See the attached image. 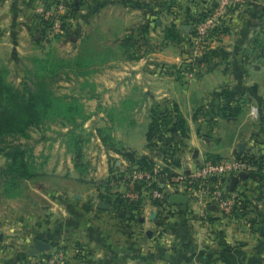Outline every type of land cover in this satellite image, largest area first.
Here are the masks:
<instances>
[{
    "label": "crops",
    "instance_id": "obj_1",
    "mask_svg": "<svg viewBox=\"0 0 264 264\" xmlns=\"http://www.w3.org/2000/svg\"><path fill=\"white\" fill-rule=\"evenodd\" d=\"M94 1L102 24L110 12L124 35L129 25L123 23L146 18L142 6L160 8L153 16L163 22L162 28L154 39L147 35V50L136 58L119 56L109 62L118 70L110 113L115 144L106 145L95 133L104 159L93 171L98 179L112 178L111 192L123 195L136 187L124 180L133 165L118 147L147 155L165 170L158 183L168 203L159 206L144 192L132 212L113 207L102 198L103 190L92 185L97 178L87 177L90 169L74 174V161H65L67 177L85 188L65 189L59 197L62 212L48 208L43 220L33 206L0 207V264H36L57 249L67 254V264H264V169L258 175L252 163L255 170L231 177L230 191L241 198L231 214L179 180L206 161L264 155V0H245L234 10L214 48L197 62L189 39L198 14L216 0H135L132 13L138 12V18L122 15L131 0ZM34 7L33 1L0 0L4 46L9 41L16 47L22 33L36 28ZM173 25L180 29L181 42L167 38L166 29ZM156 104L166 111L168 126L156 139L158 147L151 148L148 131ZM253 106L259 107L258 114ZM177 117L184 120L183 128L176 125Z\"/></svg>",
    "mask_w": 264,
    "mask_h": 264
},
{
    "label": "rangeland",
    "instance_id": "obj_2",
    "mask_svg": "<svg viewBox=\"0 0 264 264\" xmlns=\"http://www.w3.org/2000/svg\"><path fill=\"white\" fill-rule=\"evenodd\" d=\"M26 1L27 3L33 1L35 7L37 5L53 7L61 3L65 6V9L58 13L59 17L56 18V21L48 20L49 26L46 19L37 18L35 13L36 28L30 33H22L20 43L16 47L8 45V43L10 44L9 41L5 46L4 42H0V63L9 67L11 81L16 85H20L28 68L34 69L36 67L34 59L45 56L49 51H56L61 57H75L79 54L91 53L95 60L94 64L91 63L94 70L90 75H77L74 72L62 73L56 82L57 94L68 95L77 99L80 105V113L77 115L79 124L72 125L66 119H55L49 124L31 130V141L35 145V165L39 175L32 180L21 181L19 186L16 187L13 185L11 176L1 171V168L5 167L6 164L5 158L0 156V207H18L24 204L28 207L33 206L36 211H39V218L43 220L48 208L55 210V212H62L64 208L62 206L63 201L59 197L65 193V189L72 186L71 188H74V191L77 192L85 188L84 185L80 186L66 175L69 174L68 170L70 169H68V165H64L65 161H74L72 163H75V149L72 145L75 138H77L76 142H79L83 147V160H88L89 163H87L88 167L85 164L83 165L85 168L83 170L77 168L78 170L74 174H80L81 172L82 175H85L83 173L90 169L91 175L87 174V177L92 178L91 181L98 176L93 170L94 168L96 170L95 164L102 167L104 157L100 148H97L96 143H94L97 137L95 133L97 132L101 137L103 133L105 137L107 136V139L109 138L108 143H111L110 124H112V120L110 113L112 98L115 95L112 86L117 84L113 75L118 70L116 65L113 66L109 62L113 57L117 59L122 56L123 59H132L131 55H137L134 47L128 49V51L124 50V40L128 35L139 37L144 34L140 26L147 23L148 19L146 18L148 16L132 25L130 22L123 23V26L129 25L127 27L128 35H124L125 33H118V29L122 24H120L117 17H111L108 10L106 11L107 16L103 17L104 24H102L101 16L97 17L96 15L98 9L94 0ZM79 3L81 7H79ZM134 3L136 1L131 0L130 6H125L123 10L124 13L129 12L131 16L138 18V15H136L138 12L132 13L136 9L135 6H132ZM142 8L145 12L146 7L142 6ZM124 13L122 15L129 18ZM156 18L151 15L149 17L151 30L148 34H151L153 39L159 35L158 31L161 30L160 25L163 23L159 20L156 22ZM45 28L46 33L43 32ZM113 30L116 31L115 34H113ZM141 43H144V41L142 40ZM119 52H122L121 55H118ZM125 75L126 73L123 77ZM115 76L117 77V75ZM112 162L113 159H110L108 163L111 165ZM71 167L73 168V165ZM117 174L119 175V173ZM96 178L97 181L92 182L94 187L107 180V177ZM102 189L105 190V186H102ZM24 193L27 194L22 196ZM51 195H54L55 199L51 198ZM35 202L38 205L37 207L33 204ZM56 251L62 250L57 249L53 252Z\"/></svg>",
    "mask_w": 264,
    "mask_h": 264
},
{
    "label": "trees",
    "instance_id": "obj_3",
    "mask_svg": "<svg viewBox=\"0 0 264 264\" xmlns=\"http://www.w3.org/2000/svg\"><path fill=\"white\" fill-rule=\"evenodd\" d=\"M145 7L146 16H158L160 12L159 7L157 8L150 4H146ZM211 9L199 13L196 23L201 21ZM37 18L44 19L39 14H37ZM46 21L49 26L48 20ZM140 27L142 32H144L140 38L128 35L124 40L123 48L125 51L133 47L135 48L137 55H131L130 57L132 58L138 57L139 53L142 54L143 48L147 50L149 46L147 35L151 28V20L148 19L147 23L142 24ZM166 30L169 40L177 42L183 40L179 34L180 29L176 26L173 25ZM43 32L46 33V28ZM194 34L195 26L192 37ZM192 37L189 39L191 48ZM142 40L144 43H141ZM92 56L91 53H87L79 54L75 57H61L56 51H49L45 56L34 59L36 67L34 69L28 68L26 76L20 85H16L10 80L9 67L0 63V156L5 158L6 164L5 167L1 168V171L11 176L14 186L18 187L21 181L32 180L39 175L34 159L35 145L31 141L32 129L40 128L55 119H66L72 125L79 124L77 115L80 113V105L77 99L68 95L57 94L55 86L62 73L74 72L77 75H90L94 70L92 66L93 62H95ZM199 60V58H196L195 62ZM189 67L190 69L193 67L192 62L189 63ZM151 118L148 140L151 148H156L158 147L156 139L161 137V132L168 126L166 111L161 109L160 104L154 105L151 109ZM176 125L183 128L184 120L181 117H177ZM76 139L72 144L75 149V165L78 169L83 170L85 169L83 167V147L79 142H76ZM108 139L102 133V140L106 145L109 144ZM110 140L109 146L115 144L111 135ZM118 150L133 165L132 170L135 168L153 169L156 166V162L147 155H138L134 151L120 147H118ZM164 152L168 153L165 150ZM237 158L247 159L258 167V175L262 173L264 169V155L259 158L255 156ZM161 173L165 174V170L162 169ZM173 175L171 173L170 177ZM111 183L112 178L99 183V189L105 186V190L102 189L103 193L101 194L103 199L112 204L113 207L123 208L128 212H132L133 209L139 207V202L131 201L120 193L113 194L111 192ZM155 186L159 188L160 184L156 183ZM137 187L139 188V186ZM156 202L159 206L163 207L168 203V199L165 198L163 201L156 200Z\"/></svg>",
    "mask_w": 264,
    "mask_h": 264
},
{
    "label": "built area",
    "instance_id": "obj_4",
    "mask_svg": "<svg viewBox=\"0 0 264 264\" xmlns=\"http://www.w3.org/2000/svg\"><path fill=\"white\" fill-rule=\"evenodd\" d=\"M245 3V0H216L212 9L204 18L195 24V34L192 37L193 57L202 58L214 48L217 37L221 34L223 22L238 10ZM65 6L57 4L53 7L37 5L35 13L41 15L49 21H56L58 13L63 11ZM58 22V21H57ZM189 76H193L191 71ZM253 112L258 114L259 107L253 106ZM256 167L247 159L237 157L223 158L219 161H206L199 168L179 177L195 195L202 198H211L227 213H232L241 205L239 194L231 192L229 185L230 179L237 173L245 170H255ZM161 169H133L124 178L134 187L132 190L123 194L131 201H139L144 192H150L155 200L165 199L162 189L155 186L160 177L164 176ZM139 186V188L137 187ZM36 264H67V255L62 251H56L49 257L40 259Z\"/></svg>",
    "mask_w": 264,
    "mask_h": 264
},
{
    "label": "water",
    "instance_id": "obj_5",
    "mask_svg": "<svg viewBox=\"0 0 264 264\" xmlns=\"http://www.w3.org/2000/svg\"><path fill=\"white\" fill-rule=\"evenodd\" d=\"M185 27H186V26H185ZM185 27H184V28H185ZM178 199L180 200V198H178Z\"/></svg>",
    "mask_w": 264,
    "mask_h": 264
}]
</instances>
